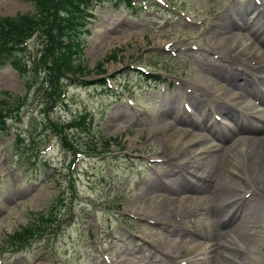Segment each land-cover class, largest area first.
<instances>
[{
  "label": "rangeland",
  "instance_id": "1",
  "mask_svg": "<svg viewBox=\"0 0 264 264\" xmlns=\"http://www.w3.org/2000/svg\"><path fill=\"white\" fill-rule=\"evenodd\" d=\"M155 1L148 0L147 9L134 14L124 6L116 8L114 2L96 9V19L87 28L90 34L83 36L85 79L96 82L114 76V86L69 87L67 105L48 116L70 120L87 110L94 115V139L117 137L119 142L111 145L110 152L77 162L73 182L80 200L52 211L63 222L58 237L50 245L35 242L19 252L7 237L41 211L46 215L60 193L57 183L71 185L65 165L72 154L44 128V104L33 103L35 96L27 99L39 74L31 69L21 76L7 64L0 67V107L9 110L28 103L7 114L14 118V125L21 121L15 118L20 112L17 129L23 138L19 146L14 135L5 140L0 137V264H155L159 259L172 264L165 258L168 254L177 260L184 253L198 257L209 248L207 243L214 248L210 264H264V196L260 193L264 186L257 185L264 180V158L252 162L254 143L238 142L240 137H264V123H253L264 115V103L250 93L251 87L224 73L229 67L224 58L230 51L239 58L237 66H247V73L249 63L257 67L264 57V42L251 35L256 14L264 23V7L259 6V14L253 0H166L165 5L151 7ZM170 2L175 9L168 8ZM33 11L29 0H0V17ZM199 19L205 21L201 26ZM226 22L233 27L224 42L219 32ZM213 23L219 26L212 27ZM204 27L211 29L210 35ZM31 40L29 53L37 57L45 34L39 31ZM140 67L147 70L145 74L166 77V93H161L160 85L147 86L150 83L138 72H124ZM117 84L128 90L125 98L117 94H123ZM134 90L137 96L130 94ZM193 93L205 102L207 111L195 108ZM134 100L146 113L139 112ZM184 101L191 114L184 109ZM239 104L248 117L239 124L236 137L222 141L210 128L212 111L234 128L236 123L224 111ZM32 118L38 125L34 135ZM186 119L189 123L196 119L195 127L185 125ZM170 137L177 141L174 149L166 140ZM34 147L40 148L42 153L36 157L45 158L49 168L22 161L31 158L28 152ZM213 150L222 156L221 163L215 161L216 156L212 158ZM147 164H153L158 174ZM246 177L254 186L246 185ZM252 190L256 195L247 194ZM251 204L255 205L252 216L248 213ZM234 205L239 213L230 220ZM72 211L73 216L65 221ZM239 223L244 225L242 231L236 228Z\"/></svg>",
  "mask_w": 264,
  "mask_h": 264
},
{
  "label": "trees",
  "instance_id": "2",
  "mask_svg": "<svg viewBox=\"0 0 264 264\" xmlns=\"http://www.w3.org/2000/svg\"><path fill=\"white\" fill-rule=\"evenodd\" d=\"M29 1L33 4V13L0 17V67L8 64L21 76L25 75L28 66L19 56L18 51L24 49L23 45L32 33L41 31L45 34L46 40L40 42L41 56L32 70L38 73V67L44 66L47 80L53 86L57 80L67 75L70 78L84 77L88 72V66L83 58L85 44L81 38L87 32L88 18L95 11V6L107 0ZM114 1L117 6L124 4L132 9V0ZM48 59H51V66H47ZM4 108H6L4 105L0 107V120L3 118L2 111H6ZM0 131H8L2 120ZM87 146L90 147L91 144ZM27 234L32 235L29 228L22 229L15 234L14 240H22Z\"/></svg>",
  "mask_w": 264,
  "mask_h": 264
},
{
  "label": "bare ground",
  "instance_id": "3",
  "mask_svg": "<svg viewBox=\"0 0 264 264\" xmlns=\"http://www.w3.org/2000/svg\"><path fill=\"white\" fill-rule=\"evenodd\" d=\"M251 12H252V18H253V13L254 12L253 11H251ZM240 14H242V13H240ZM243 15L245 17L247 16V14H243ZM259 17L260 16H256L255 18H253L254 19L253 21L255 22V24H254V27L252 28L253 33L251 35L254 36V37L255 36H258L261 39V42L263 43L264 42V36H261L260 34H262V32L264 31V23H263V21ZM255 19H259V20L257 21ZM243 24H245V23H243ZM231 27H233V25L226 22V23H224L223 28L220 29L219 36L222 35L221 38H222V40L224 42L227 41V34H226L227 33V30H229ZM232 50L235 51V49H232ZM231 53L232 52L230 51V53L225 56V58H224L225 61H231L232 60ZM261 60L264 62V57H262ZM263 62H261V63H263ZM263 68H264V64H263ZM224 73L228 74L225 71H224ZM221 76H222V74H221ZM240 78H241V75H239V74L234 75V79L235 80H238ZM248 80H249L248 76H243V81L244 82H247ZM184 96H186V95H184ZM190 96L192 97V100L194 102L193 104H194V106H195L196 109H198L200 111H203L204 108H205V110H206V107L207 106L205 105V102L203 103V100L201 101L200 99H198L196 97L194 98L193 96H196L195 93H193ZM230 111L231 112H234V113H231ZM224 112L226 113V115L232 121H234L236 123V128L229 127V126L226 127V129L229 131V134L228 135H226V136H219L220 139L221 138H224V140H222V141H227V140H231L232 139V136L236 137L237 134L240 133L241 130H240L239 124H240V121H241V119L243 118L244 115L243 114H240L237 111H234L232 109H228V110H226ZM184 121H185L184 122L185 125L188 126L190 124L191 126L195 127V124L192 121H191V123H189L187 121V119L184 120ZM261 122H264V117H262V116L260 117V120H255V123H261ZM196 128H200V126L199 125H196ZM218 134H220V133H217V135ZM245 139L251 140L254 143L255 147H256V156H255V158H254V160L252 162L261 160V158L264 157V149H263V147H264V137H262V138H258V137H241L239 139V141H242V140H245ZM166 140H167L168 143L173 144V149H174L175 146H176V144H177V141L174 138H172V137L167 138ZM222 148H224V147H222ZM213 151H214V153H212V155H211L212 158L214 156H216L215 161L217 160L218 162L221 163L222 162V156L218 153V151H216V150H213ZM192 152L194 153V151H192ZM218 156H219V158H218ZM208 177H209V175L206 176V177H203V180H204L203 181V184L207 182ZM200 180H202V179H200ZM259 181L262 182L263 185H264V180L263 179H261ZM250 206H251V209L248 210V213H249L250 216H252L254 214L255 205H252L251 204ZM233 208H235V205L232 207V209ZM234 212L231 213L230 220L233 219L239 213L238 211H236L235 213ZM198 214L200 216L201 215V212H198ZM199 219L201 220V217H199ZM243 224H244V222H243ZM243 227H244V225H242L241 223H239L236 226V228L239 231H242L243 230ZM194 245L195 244H192L191 245V248H193ZM212 249H214V248H212L211 246L209 248H205L203 250V252L200 253V255L198 257H197V255L195 253H192V254L184 253V255L182 256V259L181 260H177V257H175L173 255H170V254H168L165 258H166V260L168 262H172V264H210L212 258L209 257V255L212 254ZM159 251L160 250H158V253H159ZM155 257H156V254H155ZM193 258H196V259L193 260ZM182 261H185V262H182ZM155 264H166V261L163 260V259H159L158 262L155 263Z\"/></svg>",
  "mask_w": 264,
  "mask_h": 264
}]
</instances>
